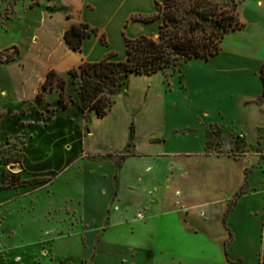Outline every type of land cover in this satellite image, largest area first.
<instances>
[{
  "label": "rangeland",
  "instance_id": "1",
  "mask_svg": "<svg viewBox=\"0 0 264 264\" xmlns=\"http://www.w3.org/2000/svg\"><path fill=\"white\" fill-rule=\"evenodd\" d=\"M214 2L237 4L239 11L248 0ZM31 5L53 8L58 15L67 8L55 0H0L2 63L17 58V41L31 52L22 27ZM158 31L154 27L151 36L158 38ZM115 54L113 60L120 61L119 52ZM13 66H0L1 80H19L18 65ZM205 67H189L188 78L201 85L200 76L209 77L213 69ZM59 75L67 80V109L59 106L57 91L47 92L42 102L27 99L33 80L27 83L25 100L16 101L8 90L0 103V264H264L263 139L249 147L232 127L208 126L201 108L208 104L214 110V100L204 102L201 88L181 94L179 105L170 98L163 103V84L138 77L129 81L127 91L122 92L124 78L114 93L106 90L116 103L107 117L96 121L95 112L80 110L79 80ZM164 76L169 80L171 74ZM163 105L190 119L172 120L164 128ZM132 118L140 126L136 144L150 155L140 158V167L129 178L133 180L136 171L142 177L141 184H134L137 192L149 203L169 209L110 230L112 209L121 210L114 164L117 168L137 154L133 142L121 151L110 147L124 144ZM201 128L210 135L208 153L219 157H192L179 164L169 156L157 164L159 152L196 148L186 141L195 140ZM167 137L171 143L165 142ZM245 165L249 168L243 177ZM148 167L158 176L149 175ZM238 193L242 197L233 205ZM88 197L98 200L91 201L97 216L92 222L86 216ZM122 201L121 205H129L128 198Z\"/></svg>",
  "mask_w": 264,
  "mask_h": 264
},
{
  "label": "crops",
  "instance_id": "2",
  "mask_svg": "<svg viewBox=\"0 0 264 264\" xmlns=\"http://www.w3.org/2000/svg\"><path fill=\"white\" fill-rule=\"evenodd\" d=\"M55 1L57 4L63 1L66 5L67 8L62 15L54 13V9L47 6L29 7L25 11L22 18V27L23 31L27 34L31 52L27 51L20 41H17L15 43L19 45L17 47L20 52L17 58L8 63H2L0 60V66L3 68H9L14 64L18 65L17 74H19V80L15 82H12L10 79H0V84L2 85L0 103L4 102L2 99L7 97L8 90L16 101L25 100L24 91L28 88L27 83L31 80L35 84L32 96L30 95L27 99L34 100L41 84L45 81L51 70L65 75L70 70L79 68L83 62H99L111 52H119L121 60H124L126 57V37L134 39L143 34L151 36L154 27L157 26L159 29L160 25L158 24L159 20L144 23L132 20V17L135 15L147 16L155 13L156 4L163 0ZM239 17L244 27L229 32L226 35L222 43V50L218 55L209 60H194L189 62L183 67L181 72L175 73L177 77L173 74L169 80L165 78L163 73L151 76L132 74L126 79L125 88L122 92L127 91L128 83L134 77L147 79L151 82L156 79L163 84V95H161L163 103L166 102L167 98H170L175 104L179 105L183 100L182 96H180L181 94L188 95L191 88H201L203 89L204 98L202 100L204 102L209 99L214 100V110L208 104L201 108L208 126H230L238 135L243 137L247 146L255 147L260 143L261 139L264 140V0H248L247 4L241 6ZM80 23H85L91 28L99 29L100 34L105 33L107 44L102 43L100 34H93L84 40L82 51H74L66 43L64 35L73 24ZM20 63L24 66H21ZM205 66H211L213 69L208 72L211 73L209 77L200 76L202 80L201 85L196 84L190 77L188 78L189 67L205 69ZM179 83H182L180 87H178ZM209 91L211 93H208ZM160 110L162 114L160 118L164 124V128L168 127V123L172 120L182 123L190 119L186 114H173L167 111L164 105ZM109 112L104 117L96 115V121L107 117ZM207 128L206 130L201 128L200 134L195 135V140L186 141L189 144L194 142L196 148L174 147L171 149L172 152H159L155 156L157 164L166 160L169 156L173 157V163L179 164H184L186 160H191L192 157L212 155L219 157L220 155L215 153H208L210 135ZM127 132H129V137L126 138V141L120 148L110 147L112 150L121 151L129 143L133 142L137 151L136 155L124 159L117 168L114 164V169H117L119 174V197L117 201L121 210L115 212L112 209L109 218L110 230L117 224L124 222L147 221V218L156 217V211L163 212L169 209L168 207L158 205L157 202L156 205H153L155 203H149L142 193L139 194L137 192L134 184H141L142 177L136 171V174L133 173V180H130L129 175L132 174L134 169L136 170L140 167L139 162L142 161H139L140 158L147 157L150 154L139 150L136 144L140 133V126L136 124L133 118L127 123ZM93 134L91 138L94 136ZM170 139L167 137L165 142L171 143ZM96 150H99V148ZM248 164L251 165L252 162ZM248 168L249 166L247 165L243 168V177H245ZM146 172L152 177L158 176L150 167L146 169ZM93 174L97 176L98 172H94ZM124 197L129 199V205L127 203L121 205ZM93 200L98 201L96 197H88L87 199L90 211L86 216L89 222L95 221L97 218L96 212L91 211V206L94 204L91 201ZM110 206L112 207L113 204H110ZM120 245L124 248L141 250L139 247L133 245Z\"/></svg>",
  "mask_w": 264,
  "mask_h": 264
},
{
  "label": "trees",
  "instance_id": "3",
  "mask_svg": "<svg viewBox=\"0 0 264 264\" xmlns=\"http://www.w3.org/2000/svg\"><path fill=\"white\" fill-rule=\"evenodd\" d=\"M155 9L151 15H135L132 20L144 23L159 20L158 38L144 34L134 39L126 37L124 60L114 61L116 54L111 52L99 62L85 61L79 69L68 72L73 80H79L83 114L93 111L99 117L106 116L115 103L106 90L114 93L120 78L126 80L132 74L151 76L181 72L191 61L209 60L218 55L226 35L244 27L237 4L227 7L214 0H163L156 4ZM93 34L99 35L100 30L80 23L73 24L64 38L74 51L79 52L84 40ZM100 39L107 44L105 33L100 34ZM12 59L9 57L4 62ZM59 76L55 70L49 71L36 102H42L47 92L57 91L59 106L63 109L69 107L65 96L67 80ZM241 197L242 193H238L233 205ZM226 255L229 256L228 252Z\"/></svg>",
  "mask_w": 264,
  "mask_h": 264
}]
</instances>
